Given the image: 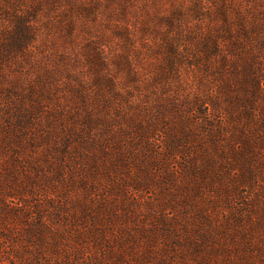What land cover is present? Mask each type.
Listing matches in <instances>:
<instances>
[{"label":"rangeland","instance_id":"374dc122","mask_svg":"<svg viewBox=\"0 0 264 264\" xmlns=\"http://www.w3.org/2000/svg\"><path fill=\"white\" fill-rule=\"evenodd\" d=\"M0 47V111L63 174L59 239L30 254L14 218L0 264H264V0H0Z\"/></svg>","mask_w":264,"mask_h":264},{"label":"trees","instance_id":"16d2710c","mask_svg":"<svg viewBox=\"0 0 264 264\" xmlns=\"http://www.w3.org/2000/svg\"><path fill=\"white\" fill-rule=\"evenodd\" d=\"M14 18V22L17 25L16 28L11 32L12 34L8 35L6 33V40L12 45L11 52H14L15 49L16 51L23 50L32 38V29L28 26L27 20L20 17L16 18L15 16ZM2 53L0 47V60L3 58ZM26 111V108L17 105L8 111H0V156L3 151L6 154V158H0V239L15 241V230L9 226V222L17 218L23 223L24 234L27 238L25 240L26 251L34 255V252H39V250L48 246L51 247L53 245L51 239L55 241L59 239V234L56 232L58 230L56 227L49 225L46 219L52 215L49 210L55 206L53 204L54 201L42 196L47 193L44 192L48 189L47 183L54 181L52 185L56 186L55 179L60 178L63 174L61 170L55 169L54 176H50L43 171L44 169H41L40 160L33 155V151L38 146V142L43 135L32 131L31 117ZM259 122V125L263 127L261 130V142L264 144V119L262 118ZM132 124L134 127V122ZM148 126L137 127L139 136L146 137ZM169 133L167 150L169 148L170 151H173L177 148L178 143H175V141L178 138L176 137V132ZM21 158L25 160L27 165ZM63 160L61 159L62 162ZM191 164L187 167L191 169L193 174H209L210 176L209 171L202 170L197 165V160H193ZM27 166L32 170L29 171L30 169ZM9 197L20 198L21 203L28 205L29 210L37 215L36 219L31 220L29 216L31 213L9 206L6 203V199ZM59 216L56 215L55 217L53 214L56 220L60 218ZM3 260L4 256L0 253V262Z\"/></svg>","mask_w":264,"mask_h":264}]
</instances>
